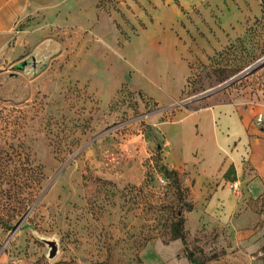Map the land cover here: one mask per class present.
<instances>
[{"label": "rangeland", "instance_id": "obj_1", "mask_svg": "<svg viewBox=\"0 0 264 264\" xmlns=\"http://www.w3.org/2000/svg\"><path fill=\"white\" fill-rule=\"evenodd\" d=\"M224 3L59 0L0 57V166L44 173L22 205L0 195V264H184L157 242L183 204L165 170L192 203L186 264H264V180L246 158L220 179L229 152L194 112L264 99V1Z\"/></svg>", "mask_w": 264, "mask_h": 264}, {"label": "crops", "instance_id": "obj_2", "mask_svg": "<svg viewBox=\"0 0 264 264\" xmlns=\"http://www.w3.org/2000/svg\"><path fill=\"white\" fill-rule=\"evenodd\" d=\"M204 1L211 6L210 9L215 8L217 4L228 9L224 0H201V2ZM60 6L59 0H0V57L3 55L7 58L17 56L26 47L27 27L33 25L34 20L45 18L44 16H62L61 10H59ZM67 10L63 15L69 12ZM228 15L233 18L231 14ZM31 32H36V30L33 29ZM203 111L209 112V114L204 118L200 117V121L202 119L203 123L206 124L207 122L209 126H213L211 131L213 141L215 144L218 143V147L227 149L229 152L227 164L219 178L225 181L227 178L224 179L223 174L226 168L232 165L236 169V163L242 164L246 158L245 163L253 168L255 176L264 180V126L262 127L263 130L261 127L258 130L261 125L252 122V119L257 115H264V99L247 108L238 103H226L213 104L194 110L195 113ZM262 124L264 125V122ZM236 175H238L237 171ZM236 175L232 176L236 177ZM227 180L230 181V178ZM221 196L215 193L212 197L213 208L218 200H222L223 197ZM224 200L228 204L224 209L225 211L219 212L217 209H211L209 211L210 216L222 219L230 218L232 202L226 198ZM157 242L166 246L173 245L176 251V259L186 264V259L180 255L182 253L180 241L174 240L170 244ZM177 255H180V258Z\"/></svg>", "mask_w": 264, "mask_h": 264}, {"label": "trees", "instance_id": "obj_3", "mask_svg": "<svg viewBox=\"0 0 264 264\" xmlns=\"http://www.w3.org/2000/svg\"><path fill=\"white\" fill-rule=\"evenodd\" d=\"M165 172L173 177L176 193L183 201V204L181 206L174 208L175 210L168 219V241L176 239H180L181 241H183V207H185V211H190L192 209V203L186 200L187 189L182 185L177 172L175 170H165ZM43 178L44 173L41 170L37 172L33 169H25L23 167L9 168L6 166H0V195L6 194L9 198H13V201L22 205L24 201L31 200V198L35 195V193L37 192L35 189V184L39 183V181ZM230 180L233 181L234 178ZM5 181L11 182L15 186V190L4 192L1 186Z\"/></svg>", "mask_w": 264, "mask_h": 264}, {"label": "built area", "instance_id": "obj_4", "mask_svg": "<svg viewBox=\"0 0 264 264\" xmlns=\"http://www.w3.org/2000/svg\"><path fill=\"white\" fill-rule=\"evenodd\" d=\"M263 122H264V115H257V116L255 117V124H257V125H261ZM232 186H233V188L235 189V188L237 187V182H236V181H233V182H232ZM8 264H16V262L11 261V262H9Z\"/></svg>", "mask_w": 264, "mask_h": 264}, {"label": "water", "instance_id": "obj_5", "mask_svg": "<svg viewBox=\"0 0 264 264\" xmlns=\"http://www.w3.org/2000/svg\"><path fill=\"white\" fill-rule=\"evenodd\" d=\"M32 60H33V66H35L34 59L32 58ZM27 63H28L27 60H23V61H21V62L15 64V65L13 66V68H14V69H18V70H23V69L25 68V66L27 65ZM29 211H30V209L27 211V213H28ZM27 213H26V214H27ZM26 214H25V215H26Z\"/></svg>", "mask_w": 264, "mask_h": 264}]
</instances>
